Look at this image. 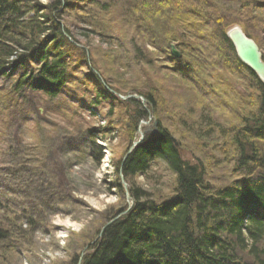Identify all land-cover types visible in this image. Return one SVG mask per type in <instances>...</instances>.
<instances>
[{
    "label": "rangeland",
    "instance_id": "rangeland-1",
    "mask_svg": "<svg viewBox=\"0 0 264 264\" xmlns=\"http://www.w3.org/2000/svg\"><path fill=\"white\" fill-rule=\"evenodd\" d=\"M99 1L109 5L97 11V6L79 2L82 9L62 14L61 21L77 44L64 45L66 82L57 96L13 91L23 70L36 67L33 62L11 72L10 78H0V233L5 234L0 237V264H77L80 253L100 239L105 223L127 205L114 166L138 136L125 122L124 109L131 111L134 106L113 105L98 91L92 69L117 89L113 93L119 98L157 91L160 105L156 111L147 109L150 120L142 130L153 134L161 123L183 147L182 161L204 171L211 187L242 179L233 172L229 131L257 103L228 63L217 56V47L214 52L204 50L209 44L202 36L210 31L205 29L209 18L202 13L204 8L192 6L203 20L190 12L179 23L171 22L178 40L169 44L180 52V39H187L200 51L191 61L196 82L188 83L181 82L172 69L176 57L170 53L173 58H163L147 45L146 36L136 28L139 13L129 14L132 0ZM209 2L228 20L253 16L251 24L259 30L250 38L264 59V0ZM255 2L260 5L254 7ZM145 15L146 20L151 17ZM198 23H204L200 30ZM238 26L244 30L242 22ZM152 27L157 32L161 24ZM137 47L143 51L141 57ZM99 129L103 132L97 134ZM165 163L150 159L145 171L126 179L129 188L157 203L173 198L175 174ZM65 220L76 226L64 224Z\"/></svg>",
    "mask_w": 264,
    "mask_h": 264
},
{
    "label": "trees",
    "instance_id": "trees-1",
    "mask_svg": "<svg viewBox=\"0 0 264 264\" xmlns=\"http://www.w3.org/2000/svg\"><path fill=\"white\" fill-rule=\"evenodd\" d=\"M79 2L97 6V11L109 5V1L99 0H0V78H10L11 72L30 62L36 66L23 70L15 80L13 91H40L50 98L57 96L66 82L64 45L77 44L68 27L63 25L62 14L69 9H82ZM192 6L203 7L202 13L209 18L205 29L210 31L202 36L208 39L209 45L204 50L214 52L217 47V56L228 63L231 72L243 81L257 103L254 111H248L239 126L229 131L233 135L231 146L235 154L233 172L241 174L242 179L211 187L204 180V171L182 161L169 142L171 134L158 122L157 133L145 134L123 161L122 173L125 179L142 173L149 160L159 156L175 174V195L157 203L144 199V192L129 188L134 199L132 206L102 230L100 239L85 250L79 264H264V82L238 59L226 35L230 27L242 22L243 32L253 37L252 32L259 30L251 24L253 16L249 13V16H240L239 21L228 20L225 12L209 0H132L129 14L139 13L136 28L146 36L147 45L159 51L163 58H173L168 53L169 41L178 39L171 22L179 23L180 17L185 14L190 17V12L200 16ZM179 12L183 14L176 15ZM145 14L151 17L146 20ZM258 19L263 18L258 16ZM200 20H203L201 16ZM153 23L161 24L160 30L153 31ZM202 25L198 23V30ZM186 41L180 39L182 57L174 59L172 69L181 82H196L191 61L200 56V51ZM136 52L140 55L137 58L142 56L143 51L138 47ZM146 53L151 56L147 49ZM94 75L97 84H104L103 79ZM108 83L106 80L105 84ZM99 92L115 102L113 105L134 106L131 111L124 109L125 122H129L133 133L147 109L156 111L160 105V96L155 90L151 94L138 93L149 101L146 109L139 99L122 100L105 89ZM100 149L98 146L97 160L102 156ZM118 166L115 165L116 173ZM4 236L0 233L1 238Z\"/></svg>",
    "mask_w": 264,
    "mask_h": 264
},
{
    "label": "water",
    "instance_id": "water-1",
    "mask_svg": "<svg viewBox=\"0 0 264 264\" xmlns=\"http://www.w3.org/2000/svg\"><path fill=\"white\" fill-rule=\"evenodd\" d=\"M226 35L228 36V38L234 45L238 59L242 63H244L246 66H248L264 82V62L262 61V55L256 43L251 38L247 37L239 26H233L229 28L226 32ZM170 52L176 58H179L181 55V53L175 48L173 44L170 45ZM120 97L122 99H127V98L140 99L143 106H145L144 103L146 102V99L143 96H140L138 94H128V95L120 96ZM137 132L139 134V137L142 138L143 131L141 130V127L137 128ZM136 143L137 141L134 142L129 147V151L134 148V145ZM119 177L123 178L121 174L119 175ZM123 186L126 189L125 181L123 182ZM126 197H129L128 193L126 194ZM119 216L120 214L108 220L105 223V225L102 227L100 233L107 225H109L111 222L116 220ZM82 255H83V252L80 254L77 264L80 263V259Z\"/></svg>",
    "mask_w": 264,
    "mask_h": 264
},
{
    "label": "bare ground",
    "instance_id": "bare-ground-1",
    "mask_svg": "<svg viewBox=\"0 0 264 264\" xmlns=\"http://www.w3.org/2000/svg\"><path fill=\"white\" fill-rule=\"evenodd\" d=\"M253 40V39H252ZM172 43H170L169 44V47H170V45H171ZM262 61H263V59H262ZM264 62V61H263ZM94 73H96L97 74V72L95 71ZM99 88H98V91H100L101 89H105V90H109V89H112L113 88V85L111 84V83H108V84H101V85H97ZM131 94H133V93H131ZM146 99V98H145ZM146 103L147 104H149V101L146 99V102L144 103V105L145 106H143V108L144 109H146V107H147V105H146ZM148 111H147V114L143 117V118H141L139 121H138V123H137V128L138 127H142V124H147L148 123V121L150 120V118H149V116H148ZM148 117V119H146ZM145 122H147V123H145ZM157 130H158V128H155V133H157ZM154 133V134H155ZM142 140H143V138H140L139 136H136L134 139H133V141L131 142V144H130V146L134 143V142H136L137 141V143L134 145V147H136L138 144H140V142H142ZM169 142H170V144L177 150V152H178V154H179V156H180V158H181V153H183V147L181 146V144H180V142H178V140L176 139V138H174L173 136L172 137H170L169 138ZM129 146V147H130ZM133 150V149H132ZM132 150H130L129 151V148L128 149H126V151L123 153V155H122V157H121V161H120V164H119V167H118V174L120 175H122V177L123 178H119V187H122L123 188V191H124V195H125V197H126V194L128 193V196L129 197H126V199L128 200V202H127V205L125 206V208H123V209H121L120 210V213L122 214V215H124L129 209H130V207L132 206V204H133V201H134V199L132 198V196L130 195V192H129V186H128V183H127V181H126V179H125V177H124V175H123V173H122V163H123V161H125V159H126V157L127 156H129L130 154H131V152H132ZM156 158H159L160 160H161V157H159V156H154V157H152L151 159H156ZM101 159V158H100ZM163 160V159H162ZM164 162H166L165 160H163ZM166 165H168V163L166 162L165 163ZM169 167V166H168ZM114 168H115V170H116V167L114 166ZM177 178V177H176ZM125 181V183H126V189L124 188V186H123V182ZM172 201V200H171ZM60 221V220H59ZM63 223L64 224H66V225H70V224H72V225H74V226H76V224L75 223H73V222H71V221H68V220H65V221H63Z\"/></svg>",
    "mask_w": 264,
    "mask_h": 264
}]
</instances>
